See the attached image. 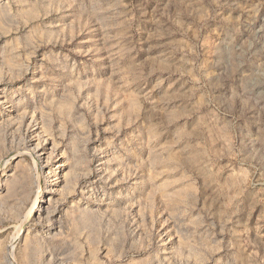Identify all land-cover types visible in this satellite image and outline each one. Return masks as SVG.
<instances>
[{"label":"rangeland","instance_id":"obj_1","mask_svg":"<svg viewBox=\"0 0 264 264\" xmlns=\"http://www.w3.org/2000/svg\"><path fill=\"white\" fill-rule=\"evenodd\" d=\"M0 264H264V0H0Z\"/></svg>","mask_w":264,"mask_h":264}]
</instances>
